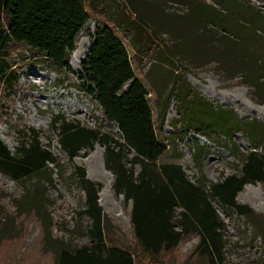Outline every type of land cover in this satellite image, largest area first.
Segmentation results:
<instances>
[{
	"label": "trees",
	"instance_id": "1",
	"mask_svg": "<svg viewBox=\"0 0 264 264\" xmlns=\"http://www.w3.org/2000/svg\"><path fill=\"white\" fill-rule=\"evenodd\" d=\"M212 1L217 7L192 1L187 13L179 16L165 14L159 6L146 8L143 0H0V86L12 90L17 83L10 48L22 46L54 68L73 75L81 91L118 128L117 134H111L62 115L54 116L49 123V130L57 132L56 141L68 158L70 173L66 177L81 192V207L76 213L85 220L81 233L86 237V242L76 245L50 238L52 218L39 217L44 251L52 253L54 264H142L147 256L159 260L189 235L198 239L193 255L204 264H223L226 225L213 205L215 199L223 210L235 212L251 224L255 235L262 238L264 250V214L236 199L247 183L260 182L264 187V157L257 150L264 143V120L240 119L230 107L211 102L180 75H173L168 96L175 99V110L182 116L179 121L185 129L205 128L208 133L219 130L227 138L238 132L249 138L252 146L247 153L233 151L241 161L239 172L221 175L215 182L192 181L174 160L157 165L167 145L157 137L148 90L134 71L128 52V44L141 50L144 43L147 46L152 43L146 26L157 37L162 30L173 31L179 41L180 25L190 18L194 22L193 34L203 48L196 60L215 61L226 77L240 76L242 83L264 98V52L251 48L258 40L256 24H264L263 15L241 0ZM94 14L102 19L95 18L89 48L75 72L68 57ZM205 22L218 30L207 29ZM261 29L264 30V25ZM157 56L164 57L159 52ZM196 104H201L199 108L204 112L218 115L221 122L211 125L197 119L193 111ZM156 107L161 124L166 114L161 98L157 99ZM16 131L14 152L0 140L2 175L7 174L15 181L32 174L50 179L52 164L58 177H64L50 145L41 142L40 131L32 127ZM95 143L104 147V166L113 174L114 196L122 195L124 204L131 203V240L117 242L112 238L110 219L98 200L102 185L87 176L85 168L74 160ZM197 152H193L195 161ZM134 164H138V170Z\"/></svg>",
	"mask_w": 264,
	"mask_h": 264
},
{
	"label": "rangeland",
	"instance_id": "2",
	"mask_svg": "<svg viewBox=\"0 0 264 264\" xmlns=\"http://www.w3.org/2000/svg\"><path fill=\"white\" fill-rule=\"evenodd\" d=\"M192 1L205 5L211 3L217 7L212 0H187L182 3L172 0L160 2L143 0V6L152 9L159 6L165 14L182 16L187 13L188 5ZM241 1L259 10L264 17V0ZM93 16L94 18L87 22L79 34L75 49L81 41L85 48L84 52L89 48V33L94 30L95 18L102 19L98 14ZM242 23L248 24L244 21ZM193 24L190 18L183 20L180 25L182 39L179 41L173 31L162 30L163 33L157 37L152 34V29L146 26L152 43L149 46L144 43L141 50H136L127 43L128 52L134 71L148 90L147 96L157 137L167 145L166 152L157 159L156 164L174 160L181 165L192 181L199 179L215 182L221 175L233 171L239 172L241 161L233 151L247 153L251 149V141L238 132L227 138L219 130L208 133L205 128L198 131L185 129L179 121L182 116L179 117L175 110V99L168 96L173 86L171 83L173 75H180L189 86L211 102L230 107L240 119L264 120V111L260 109V107L264 108V98L255 93L253 87L242 83L240 76L232 79L226 77L223 68L215 61L196 60V56L202 55L203 48L193 34ZM205 24L207 29L218 30L212 23L205 22ZM263 25L262 22L256 24L258 40L251 45L252 49L256 48L261 52H264V38H262L264 30L261 29ZM178 42L180 44H177ZM10 50L18 81L12 90L0 86V140L11 152H14L17 145V129L26 130L32 127L40 131L41 142L50 145L61 171L64 170V177H58L55 173L57 168L52 164L50 179L42 174H32L15 181L9 175L0 173V264H54L52 253L44 251L39 217L52 218L50 238L63 239L67 243L76 245L86 242V237L81 233L85 220L76 213L81 207V192L75 183L66 177L70 173L68 158L56 141L57 132L49 130V123L54 116L62 115L71 121L77 120L84 126L111 134H117L118 128L116 124L105 119L97 103L81 91L73 75L54 68L49 61L39 59L22 46L13 45ZM73 52H70L68 59L76 72L80 69L85 53L81 62L76 65L75 61H71ZM157 52L164 57L157 56ZM203 90L219 99L207 95ZM158 98H161L166 112L161 124L156 107ZM250 102L258 106L257 109L253 110L249 106ZM200 106L201 104H196V109H193L197 119L201 118L211 125L221 122L218 115L204 112L203 108H199ZM257 150L264 157V143H261ZM103 151L104 147L95 143L92 149L87 153L81 151L74 160L85 168V172L91 171L94 176L90 178L99 181L102 185L98 200L110 219L112 238L117 242L128 241L131 240L129 221L131 203L124 204L122 195L114 196L111 185L113 174L104 166ZM194 151H198L197 161L194 160ZM127 156L130 158L131 153ZM134 168L138 170V164H134ZM107 183L109 188H106ZM248 194L256 196L251 204L264 209V187L260 182L245 184L236 194L237 201L251 206L249 202H242ZM213 205L226 225L223 264H264L262 238L255 235L251 224L243 217H238L235 212L228 213L223 210L218 199L213 200ZM252 208L264 214L263 211ZM118 213L120 217L116 216ZM197 242L196 236L189 235L182 239L175 249L164 252L159 260L147 256L141 263L204 264L199 257L192 254Z\"/></svg>",
	"mask_w": 264,
	"mask_h": 264
},
{
	"label": "bare ground",
	"instance_id": "3",
	"mask_svg": "<svg viewBox=\"0 0 264 264\" xmlns=\"http://www.w3.org/2000/svg\"><path fill=\"white\" fill-rule=\"evenodd\" d=\"M84 50H85V48H84V46H83V41H81V42L79 43V45H78V48L74 50V52H73V54H72L73 56H72V58H71V61H72V62L75 61L76 65H78V64L81 62V60L83 59V54L85 53ZM199 87H201V86H199ZM201 88H202V87H201ZM203 91H204V90H203ZM204 92H205L207 95L211 96V97H216V96H214L213 94H210L209 92H206V91H204ZM216 98H218V97H216ZM218 99H219V98H218ZM220 100H221L222 102H224L223 99H220ZM249 106L252 107L253 110H254V109H257V107H258V106H256V105L252 104L251 102H250ZM260 109H263V111H264V108H263V107H260ZM104 172L109 176L108 172H107L105 169H104ZM87 176H89V177H90V176L93 177L94 175H93V173H92L91 171L87 170ZM106 188H109V183L106 184ZM254 198H256V196H254V195H252V194H248V195L245 196V198L242 200V202H249L250 205H251L252 207H255L257 210H261V211L264 212V209H262L261 207L256 206V205H254V204H251V201H252ZM116 216H117V217H118V216L120 217V214L118 213V214H116Z\"/></svg>",
	"mask_w": 264,
	"mask_h": 264
},
{
	"label": "water",
	"instance_id": "4",
	"mask_svg": "<svg viewBox=\"0 0 264 264\" xmlns=\"http://www.w3.org/2000/svg\"><path fill=\"white\" fill-rule=\"evenodd\" d=\"M75 158V157H74Z\"/></svg>",
	"mask_w": 264,
	"mask_h": 264
}]
</instances>
